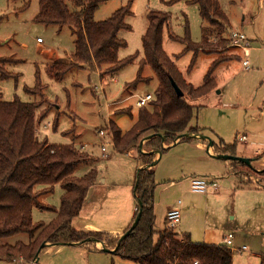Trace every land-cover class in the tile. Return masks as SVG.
<instances>
[{"label":"rangeland","instance_id":"rangeland-1","mask_svg":"<svg viewBox=\"0 0 264 264\" xmlns=\"http://www.w3.org/2000/svg\"><path fill=\"white\" fill-rule=\"evenodd\" d=\"M217 1L229 21L223 39L228 40L233 34H243L251 41V50L245 52L230 46L228 41L224 42L219 37H213L210 42L212 47L205 49L212 52L197 50L193 45L202 41L203 21L199 6L191 0H111L100 6L95 21H105L120 8L130 5L132 15L126 19L130 29L119 33L127 47L120 51L119 57L123 60L138 54L137 62L116 77L89 68H77L63 82L57 83L49 78L47 65L52 61L51 56L65 61L70 58L74 51L72 31L68 27L60 30L58 26L36 23L39 0H0V59L14 60L4 68L16 75V78L7 80L0 78V93L6 102H12L15 98L32 101L25 90L36 86L37 72H40L46 97L52 106H44L43 109L48 108L50 113L42 122L41 134L38 131L36 134L41 139L47 137L50 145L76 143L80 149L85 146L81 152L89 155L90 160L77 168L75 176L81 179L92 170L97 171V181L88 193L83 214L91 216L92 224L107 230L114 225V216L117 217L116 221L122 217L125 200L123 195L117 194L116 187L130 185L133 179L132 195L136 211L139 205L134 195L141 165L139 146L136 149L130 147L129 152H120L114 143L105 154L100 145L102 139L99 132L109 131V122L113 121L127 135L137 124L140 109L137 108V100L131 97L155 96L159 81L149 67L144 69V80L136 86L135 91L124 94L125 86L138 76L139 61L143 57L142 39L148 29L149 14L153 11L171 15L170 27L164 30L163 48L188 83L196 88L201 87L209 70L216 64L213 69V77H216L218 84L216 89L199 100L189 99L195 112L191 128H198L203 137L209 140L208 143H215L219 149L227 150V155L251 160L253 169L243 164L236 171L241 176L251 178L253 183H259V169L264 170V0ZM171 34L178 40H173ZM39 39L42 43L38 42ZM245 58H248V67L243 65ZM120 98H126L128 102L119 104ZM130 107L132 112L128 114L117 112L118 109L127 110ZM243 136L247 137V142L240 140ZM196 143L184 141L176 146L171 145L158 159V170L154 171L156 230L166 229L165 213L169 206L177 205L179 201L183 204L195 202L190 212H184L183 205L180 207L182 221L176 229L178 234L187 232L193 234L191 238L194 243L214 245L233 234V264H261L264 258V210L258 198L254 197L257 194L244 190L239 192L242 193L239 196H234L235 189L240 190L241 184L229 175L224 176L228 172L216 165L225 163L219 164V161L211 159L206 142H199V147ZM259 149L262 151L257 154ZM191 174L207 178L218 175L221 180H226V185L234 187L219 198L205 199L204 195L195 194L189 196L187 190L193 178ZM186 176H190L189 184L185 182L177 187L171 184L172 180L179 182L188 178ZM63 195L64 191L58 184L40 201L59 210ZM260 195L264 196V192ZM108 215L112 216L111 219ZM56 218V212L33 210L35 223L49 225ZM29 240V235L20 234L1 240L0 246L27 244ZM244 247L245 251H239ZM91 261L92 264H135L111 253L98 254V258ZM0 264L8 262L2 261Z\"/></svg>","mask_w":264,"mask_h":264},{"label":"trees","instance_id":"trees-1","mask_svg":"<svg viewBox=\"0 0 264 264\" xmlns=\"http://www.w3.org/2000/svg\"><path fill=\"white\" fill-rule=\"evenodd\" d=\"M109 1L111 0H39V13L35 22L45 26H58L60 30L68 27L74 36V51L70 58L65 61L53 56L47 65L46 71L52 81L63 82L77 68H89L95 72L101 71L103 75L116 77L122 70L137 62L138 54L123 60L119 57L120 51L127 47L119 33L130 29L126 23L127 17L132 15L130 5L120 8L105 21H95V14L100 6ZM178 1L181 0H174ZM191 2L199 6L203 21L202 41L193 46L202 52H212L205 49L212 47L210 42L213 37L224 38L229 21L217 0ZM148 19V29L142 39L140 70L136 80L125 86L124 94L135 91L136 86L144 80L143 71L147 67L156 75L158 88L150 105L139 109L138 122L127 135L113 121L109 122V131L114 136L115 148L120 152H129V148L137 147L142 138L154 136L145 144V149L157 150L162 155V152L170 148H164L160 136H164L165 144L171 146L185 134L200 135L198 128H191L195 112L189 99L199 100L216 89L218 84L216 77H213L216 64L209 70L201 87L196 88L188 83L163 48L164 30L170 27L171 15L153 11ZM170 37L178 40L172 34ZM223 40L232 44L230 39ZM14 62L0 59L2 80L16 78V75L8 73L4 68V65ZM172 81L180 88L182 96L177 94ZM45 89L38 71L36 86L25 90L32 101L24 102L15 98L12 102H6L0 93V241L20 234H27L30 239L27 244L0 246V260L22 258L31 262L45 242L82 243L96 239L108 250H114L120 240L108 233L88 234L72 227L73 220L80 216L88 193L97 180V171L92 170L85 177L77 178V168L89 162V155L82 153L76 143L50 145L47 137L41 139L37 136L36 131L50 113L48 108H43L45 105L52 106ZM117 112L128 114L132 112V108L118 109ZM191 140V137H185L180 143ZM214 147L216 153L229 154L217 145ZM141 160L144 165H152L154 161L152 155L145 154L141 155ZM232 163L236 168L243 165L240 162ZM154 175L152 170L140 171L135 195L143 204L141 219L119 250L112 254L135 264H233V253L224 246L195 244L189 235H180L169 228L162 232L156 231ZM238 177L241 185H258L264 188V171L259 174V183H253L251 178L241 176L239 172ZM58 184L64 191L59 210L40 201L43 195L52 192ZM34 209L56 212L57 218L49 225L35 223ZM139 212L138 205L134 223ZM261 264H264V258Z\"/></svg>","mask_w":264,"mask_h":264},{"label":"crops","instance_id":"crops-1","mask_svg":"<svg viewBox=\"0 0 264 264\" xmlns=\"http://www.w3.org/2000/svg\"><path fill=\"white\" fill-rule=\"evenodd\" d=\"M231 39L232 38H230V40ZM250 43H251V41H250ZM245 52H247V51H245ZM53 54H54V52H52V55ZM51 58H53V57L51 56ZM245 59L248 60V58H245ZM60 60H63V59L60 58ZM122 99L123 98H120L118 100L119 104L128 102L126 98L124 100H122ZM152 138H153L152 136H149V137H146V138H142L140 140L141 143L137 145V147L139 146L140 152L142 154L152 155L153 159H154L152 165H144L142 163L141 156H140V164L141 165L139 166L138 175H139V173H140V171L142 169H148V170H152V171L158 170V168H156L157 167L156 164L158 162L159 157L161 156L160 152H158L157 150H146L145 149V144L149 141V139H152ZM203 138L204 137H203V135H202V133L200 131V135L193 136L191 138L192 139L191 141L192 142H197L196 145L199 142L200 143H205L206 142V144L208 145V147H207L208 148V153H209V150H210L211 154L213 155L212 156L209 153L211 155V159L215 160V161H219V164H222V162L225 163V164L219 165L220 167L218 165H216L218 168H222V169H224V170H226L228 172L224 176H228L229 175V177L235 178V180H237L240 183V180H239V177H238V172L236 171V167L233 165L232 161L215 158V156H224V155H227V154L216 153L214 146L217 145V144L213 143V147H210L209 146L210 143H208L209 141L203 140ZM144 139H146V140L144 142H142ZM101 141L103 142V140H101ZM244 142H247V141H244ZM178 144H180V141L177 144H173V145L176 146ZM163 146H164V148H169L170 147V146L166 145L164 141H163ZM197 146L199 147V145H197ZM134 148L136 149V147H134ZM259 151H262V150L259 149L257 151V154L259 153ZM103 153L106 154V152H103ZM229 156H232V155H229ZM106 158H107V156H106ZM248 168L253 169L252 166L251 167L248 166ZM259 171L261 172L262 170L259 169ZM186 177H188V178L181 179L179 182H173L174 180H172L171 184L173 186H176V187L179 186V185H182L185 182H187V184H189V181H190L189 177L190 176H186ZM192 177L196 178V177H206V176H203V175L200 176V175H195L194 174V175H192ZM209 177L217 179L218 184H219V188L218 189H212L207 194L193 193L191 188H190L191 187V181L193 179L192 178L191 181H190V187H188V190H187L189 196L190 195L192 196L193 194H195V195H199V196L204 195L205 199L206 198L209 199V198H212V197L219 198L221 196H224L225 193H229V191L231 190V187H234V186L226 185V180H224V181L221 180V177H219L218 175L209 176ZM129 184H130V182H129ZM130 185H122V186H117L116 187L117 192H118V193L117 192L116 193L117 194H121L124 197L125 206L123 205L124 206V212L121 215L122 217L118 221H116V218H117L116 216L113 217L115 219V223L110 229L106 230L102 226H96L95 224H92L91 223L92 222L91 216H89L88 214L86 216L83 215L84 214V208H83L80 216L75 218L73 220V222H72V225H73L74 229H76L77 231L83 232V233H88V234L89 233H98V232L102 233L103 232V233H108V234H110V235H112V236H114L116 238H121L133 226L134 219H135V216H134L135 215L134 214V210L135 209H134V201H133L134 199H133V195H132V189H133L132 186L134 185V179H133V182H131ZM94 186H95V184L92 186L91 189H93ZM261 189L264 190L263 187H259L258 185H248V186L247 185H241L240 186V190L235 189L234 196L236 194L239 196L240 194H242V193H239V192L240 191H244V190H247L248 192H251V193H256L257 196H254V197L258 198V203L262 207V209L264 210V196L260 195L264 191L261 190ZM116 193H112L111 195L116 194ZM134 195H135V189H134ZM226 196H228V195H226ZM191 198H193V197H191ZM86 202H87V199H86ZM86 202H85V205H86ZM85 205H84V207H85ZM182 205L184 207V212L187 213V212L191 211V209L196 205V203L195 202H188V203H184L183 204L181 201H179L177 205L169 206L167 208L166 213H165L166 229L168 228V225H167L168 213L171 210H173V209H180L181 210L180 207ZM154 211H155V205H154ZM99 213H101V212H99ZM111 217H112L111 215H108L109 219H111ZM158 232H162V231H158ZM182 235H189L190 237H193L192 236L193 234H189L187 232L186 233L182 232ZM229 235H233V234H229ZM228 236H225L223 239H221V241H218L216 246H220V245L224 246V241H225V239ZM206 239H208V237ZM191 241H192V238H191ZM234 241H235V237L233 239V246H234ZM64 243H67V242H60V243H57V244L47 243V242L43 243L42 246L39 248V250L37 252V254L39 253V256H38L39 258H38V262L36 264H88V262L90 264H92L91 260H93V258H98V254L106 253V252H104V246L105 245L104 244L102 245L101 242H99L98 244L90 243V242H88V243H83V242L82 243H67V244H64ZM195 244H207V243H196L195 242ZM208 245H214V244H208ZM233 246H232V248H233ZM230 250L233 253V250L232 249H230ZM239 251H241V249H239ZM37 254H36V256H37ZM35 259H36V257H35ZM2 261L8 262V264H32L33 263V261L27 262V261H25L22 258H20V259H2V260H0V262H2Z\"/></svg>","mask_w":264,"mask_h":264},{"label":"built area","instance_id":"built-area-1","mask_svg":"<svg viewBox=\"0 0 264 264\" xmlns=\"http://www.w3.org/2000/svg\"><path fill=\"white\" fill-rule=\"evenodd\" d=\"M38 42L42 43V40L39 39ZM231 46L236 48H241L244 51H249L252 49L250 41L246 38L243 34H234L231 39ZM243 65L245 67L249 66V61L247 59H244ZM132 99H136V105L137 108H144L150 105V103L153 101L154 97L153 95H146L145 97L140 96H132ZM129 98V99H131ZM128 99V100H129ZM44 129L47 130V128L44 126ZM39 135L41 134L40 129L37 130ZM99 136L102 138L103 142L100 144L102 151L106 152V149L110 145H114V136L110 131L105 132V130H102L99 132ZM109 139V141H107ZM241 141H247V137L243 136L240 138ZM107 141V142H106ZM82 150L85 149V146L81 148ZM219 184L217 179L215 178H207V177H196L193 178L191 181V190L193 193L198 194H207L212 189H218ZM182 221V213L180 209H173L168 213L167 216V225L169 229L176 230L180 226ZM233 235H229L225 241H224V247L231 249L233 246ZM246 247L242 248L241 251H245ZM194 264H198V262H195Z\"/></svg>","mask_w":264,"mask_h":264},{"label":"water","instance_id":"water-1","mask_svg":"<svg viewBox=\"0 0 264 264\" xmlns=\"http://www.w3.org/2000/svg\"><path fill=\"white\" fill-rule=\"evenodd\" d=\"M172 84H173V86H174V88H175L177 94H178L179 96H182L183 93H182V91L180 90V88L177 86V84H176L174 81H172ZM152 137H154V136H152ZM160 137L163 139L164 142L166 141V138H165L164 136H160ZM185 137H191V138H192L193 136H191V135H189V134H185V135H183V136H180L175 144H177L179 141H181V140H182L183 138H185ZM203 140L209 141L206 137H204ZM209 146H210V147H213V143L210 142V145H209ZM209 149H210V148H209ZM209 153L211 154L210 150H209ZM160 154H161V153H160ZM215 158H217V159H223V160H229V161H234V162H240V163H243V164H245V165H247V166H249V167L252 166V164H251V160H249V159H245V158H240V157H237V156L224 155V156H215ZM152 167H153V166H152ZM138 182H139V178H138V180H137V184H136V187H135V194H136V190H137V187H138ZM139 207H140L139 215H138V217H137L135 223H134L133 226L131 227V229H130L128 232H126V233L120 238L119 243L117 244V246H116V248H115L114 250H108V249L105 248V246H104V252H106V253H115L116 251L119 250V248H120L121 244L123 243V241H124V240H125V239H126L131 233H132L133 229L137 226L138 222H139L140 219H141L142 212H143V204H142L141 201H139ZM88 242H90V243H96V244L99 243V241H97L96 239H89L88 241H85V242H83V243H88ZM64 244H67V243H64ZM102 245H103V244H102ZM38 256H39V253L37 254L36 259L33 261L32 264H36V263L38 262V258H39Z\"/></svg>","mask_w":264,"mask_h":264}]
</instances>
